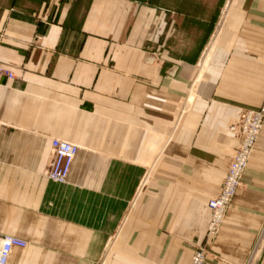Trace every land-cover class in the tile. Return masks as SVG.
<instances>
[{
  "label": "crops",
  "instance_id": "1",
  "mask_svg": "<svg viewBox=\"0 0 264 264\" xmlns=\"http://www.w3.org/2000/svg\"><path fill=\"white\" fill-rule=\"evenodd\" d=\"M0 240L7 264H264V128L206 236L264 100V0H0ZM80 148L47 177L51 139Z\"/></svg>",
  "mask_w": 264,
  "mask_h": 264
},
{
  "label": "built area",
  "instance_id": "2",
  "mask_svg": "<svg viewBox=\"0 0 264 264\" xmlns=\"http://www.w3.org/2000/svg\"><path fill=\"white\" fill-rule=\"evenodd\" d=\"M0 73L8 75L10 78L14 73L0 63ZM264 128V100L256 109L244 110L238 119L230 126L240 140V144L231 157L228 172L219 193L207 202L211 209V218L207 226L206 236H214L224 221L226 212L242 185L244 171L248 167L250 158L256 149L257 140ZM80 146L68 139L53 137L51 139L52 159L47 170V177L55 182L64 184L68 182V177ZM26 239L5 235L0 240V264H7L11 253L16 248H26ZM206 261V251L199 248L195 251L191 264H204Z\"/></svg>",
  "mask_w": 264,
  "mask_h": 264
},
{
  "label": "rangeland",
  "instance_id": "3",
  "mask_svg": "<svg viewBox=\"0 0 264 264\" xmlns=\"http://www.w3.org/2000/svg\"><path fill=\"white\" fill-rule=\"evenodd\" d=\"M196 249H195V251L197 250V249H199V248H203L205 251H206V248H205V245H203V244H201V245H197L196 247H195ZM195 251H194V253H195ZM194 255V254H193ZM206 259H207V251H206ZM102 264H107L108 263V255H107V253H106V255L102 258Z\"/></svg>",
  "mask_w": 264,
  "mask_h": 264
},
{
  "label": "bare ground",
  "instance_id": "4",
  "mask_svg": "<svg viewBox=\"0 0 264 264\" xmlns=\"http://www.w3.org/2000/svg\"><path fill=\"white\" fill-rule=\"evenodd\" d=\"M233 132V131H232ZM234 133V132H233ZM235 134V133H234ZM236 135V134H235Z\"/></svg>",
  "mask_w": 264,
  "mask_h": 264
}]
</instances>
